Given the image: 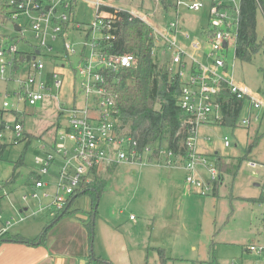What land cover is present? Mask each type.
<instances>
[{
	"label": "rangeland",
	"instance_id": "rangeland-1",
	"mask_svg": "<svg viewBox=\"0 0 264 264\" xmlns=\"http://www.w3.org/2000/svg\"><path fill=\"white\" fill-rule=\"evenodd\" d=\"M102 1L125 5L126 9L131 8L142 13L153 25L163 30L170 21L178 18L182 33L189 36L185 40L182 35H177L179 43L186 49L191 42L203 43L202 31L209 27L210 0H203V8L198 12L178 10V17L173 7L175 0H166L167 8H164L160 0ZM60 14L61 11L58 10L57 16ZM95 16L94 9L78 1L73 8V20L80 26V30L69 26L64 30L63 37L54 40L50 33L47 34L45 45L52 49V54H46L45 49L41 48L42 54L35 56V61L43 64L41 71L30 69L33 62L31 60L16 64L15 70L8 68L5 75L0 77V111H4V121L12 123L16 121L15 113L22 114V134L14 144L13 137L6 133L5 142L9 146L0 159V230L6 227L10 232L19 231L18 233H25V237L32 239L53 219L46 218L43 213L23 222L19 221L23 216V208L32 210L36 207L33 201L23 202L22 196L28 191V174L36 167L35 159L43 157L42 147L44 151H49L47 143L53 138L56 127L67 126L66 114H60L59 103L66 108L71 107L73 91L76 94L79 92V78L75 79L76 83L72 80L78 58L76 55L69 57V60L64 57L63 41L75 46L78 54L83 44H89L91 40L90 37L86 41L84 31L95 20ZM1 18L0 36L8 39L16 36L24 38L17 44L19 52L31 53L34 48L39 47V41L34 38L29 25H25L22 18L16 21L23 27L18 34L13 30V21L3 23ZM256 35L257 41H261L264 36V17L259 10L256 13ZM88 54L89 47H86V55ZM156 58L159 63L171 62L169 56L161 57L158 50ZM225 60L229 76L245 90L260 95L264 100L263 50L251 62L245 63L235 59L234 50L231 49ZM183 61L185 64L180 72L182 81L186 82L193 64L186 58ZM172 69L175 72L179 70L177 66ZM52 72H59L63 78L59 100L46 98L34 106L24 105L18 97L20 82L26 80L29 74L34 75L36 81H42ZM82 100L78 97L75 105L83 107ZM4 103L9 107L4 109ZM261 112L252 109L250 100L245 99L236 127L215 123L197 126L194 134L195 153L207 160L205 163L196 164L192 175L194 180L202 184L208 182L214 155L241 158L246 155L248 145L256 140L237 175L233 179L227 175L222 177L217 196H212L211 191L204 193L193 185H186L184 181L188 172L181 165L175 166L176 158L167 155L164 143L159 148L158 157L144 155L142 164L116 169L106 181L94 219L95 255L111 264H161L160 257L154 250L160 248L164 252L163 264H264V255L258 256L244 251V245L264 244V228L258 227L259 218L264 214V203L245 201L258 198L264 188V121L254 120V117L261 116ZM246 119L249 124L244 125L242 121ZM24 134L33 137L28 145ZM22 156L24 164L15 168ZM167 158L172 160L171 166L162 168L156 165L157 160L165 164ZM179 170L182 171L184 180L176 182L179 190L170 188L166 172ZM13 173V182L6 183ZM104 179L106 180L105 177ZM161 180L168 185L160 184ZM88 206V197L78 199L73 207H80L82 211L65 218L51 230V234L57 235L56 250H62L61 243L66 239L69 254L84 256L74 259L73 263L69 259V264H96L87 258L83 222L87 217ZM130 216L134 219L130 220ZM8 256L5 262L4 256L0 255V264H9ZM13 263L22 262L15 257Z\"/></svg>",
	"mask_w": 264,
	"mask_h": 264
},
{
	"label": "built area",
	"instance_id": "built-area-1",
	"mask_svg": "<svg viewBox=\"0 0 264 264\" xmlns=\"http://www.w3.org/2000/svg\"><path fill=\"white\" fill-rule=\"evenodd\" d=\"M84 2L96 11L95 20L84 31L86 41L91 37L89 44H83L78 54L75 46L63 41L64 57L76 55L78 65L73 73L72 80L79 78V92L73 91L72 106L66 108L59 103L60 114H66L67 126L56 128L54 136L47 143L48 150L44 151L43 157L36 158L34 170L30 172V185L28 191L22 196L23 202L33 201L36 207L32 210L26 209V216L20 220L34 217L40 213H48L53 218L69 206L73 196L85 190L84 187L90 182V176L100 174L103 169L120 164L134 166L142 164L144 155L151 154V148L146 146L143 153L137 150V141L129 134L122 132L119 126L117 111L113 102L108 98L105 89L107 76L105 73H117L123 68H129L136 63L133 54L115 55L106 52L107 41L110 40V31L113 29V21L122 12L128 13L130 17L140 19L153 30L154 47L151 56L156 58V50L161 57L169 56L170 63H166L173 75L180 78L179 106L185 114V123L190 124L191 135L186 140L188 151L187 160L180 164L179 156L175 157V166H183L188 172L185 183L192 185L204 193L212 190V184L220 180L219 173L213 164L209 170V179L206 184L194 180L192 172L198 163H205L207 160L195 153L196 128L199 124H218L222 120V110L219 103V95L222 91V84H225L229 92L238 100L244 102L250 100L252 109L261 110L260 117H254L255 121H264V100L260 95L245 90L236 83L227 73V62L225 58L230 50H234L237 44L238 26L240 21V0H210L208 12L209 27L202 31L203 43L191 42L189 48H184L178 41V34L185 40L189 39L188 34L182 33L181 24L177 19L170 21L163 29L153 25L146 15L133 10H126L113 2L102 0H7L12 7L10 20L13 26H22L16 21L24 20L29 25L34 38L39 41V47L33 49L28 56L29 62L34 56V51L45 49L46 54H52V49L45 45V37L48 33L54 40L63 37L64 30L74 26L80 30V26L73 20V8L76 3ZM173 7L176 16L178 10L198 12L203 8V0H175ZM47 8V9H46ZM106 8L112 9L107 11ZM58 10L61 14L57 16ZM260 10V9H259ZM263 15V14H262ZM122 16V15H121ZM264 17V15H263ZM20 40H24L21 38ZM20 42V41H19ZM11 38L0 36V77L5 75L8 68L13 70L16 65L15 59L18 54L17 44ZM86 47H89V54L86 55ZM27 57V58H28ZM188 59L191 67L189 78L182 81L180 68ZM157 59V58H156ZM210 59V60H209ZM210 61V62H208ZM165 64V63H160ZM177 66L175 72L172 67ZM61 67L64 68V65ZM36 72L43 69L40 61L33 60L31 68ZM31 72V71H30ZM50 79L36 81L34 75L29 74L26 80L20 82L18 97L24 105L34 106L46 98L59 100L63 78L59 72H52ZM48 75V74H47ZM46 75V77H47ZM78 97L83 100V107H77L75 101ZM7 103L3 108H8ZM244 125L249 120H243ZM6 133L13 137V143H17L22 134L20 123L13 121L6 122L4 129L0 132V139H6ZM227 145V142H225ZM172 160L167 158L165 164L160 160L157 165L171 166ZM254 166V164H250ZM56 170V173L53 171ZM133 220V217L130 218ZM8 225V223H7ZM264 235V233H263ZM246 251L255 253L258 256L264 255V244H251Z\"/></svg>",
	"mask_w": 264,
	"mask_h": 264
},
{
	"label": "trees",
	"instance_id": "trees-1",
	"mask_svg": "<svg viewBox=\"0 0 264 264\" xmlns=\"http://www.w3.org/2000/svg\"><path fill=\"white\" fill-rule=\"evenodd\" d=\"M160 1L164 8H167V1ZM106 10L112 11L110 8H106ZM258 10L264 15V0H240V21L235 59L241 62H251L252 58L261 49L264 54V36L261 41H257L256 35V13ZM11 13L12 7L7 2L0 0V17H2L3 23L10 21ZM119 16L121 18L118 17L113 21L110 40L106 43L108 44L106 52L115 55L133 54L136 63L129 68L121 69L117 73H105V76H107L105 89L108 98L114 104V109L118 112V128L137 141L139 153H143L144 148L149 146L152 149L150 156L158 157L159 148L164 143L167 152L173 156H179L180 164H182L187 160L186 140L191 135V126L185 123L186 116L179 106L180 78L178 75H173L166 64H160L156 58L151 56L154 47L152 28L140 19L130 17L128 13L122 12ZM11 39L19 42L21 38L16 36ZM29 55L30 53L18 52L15 63L18 65L29 62L27 61ZM15 69H17L16 65L13 70ZM46 78L50 79V74ZM218 101L222 110V120L218 124L231 128L236 127L243 101L236 99L225 84H222ZM3 113L4 111H0V132L4 129L6 123ZM15 116V122L20 123L22 126V114L15 113ZM23 137L24 140L26 139L27 145L33 139L32 135L29 134H24ZM5 141L6 139H0V159L9 146ZM255 143L256 140L248 145L247 153ZM246 155L241 158H223L214 155L212 162L221 179L224 175L233 179L245 161ZM23 164L24 159L22 156L15 168ZM109 168L111 167H107V169ZM30 176L28 174L27 186L30 185ZM14 177L15 173L6 183H12ZM221 179L213 182L212 196H217V188ZM105 186L106 180L100 174L93 173L90 176L89 184L84 186L86 187L85 190L73 196L69 206L58 213L36 238H23L19 235L3 232L0 235V244L5 242L21 243L27 246L45 244L50 235H55L51 234V230L55 225L82 211L80 207H73L74 203L80 198L88 197L87 217L83 222L86 233L85 240L87 241V258L96 262V264H111L109 261L96 256L93 251L95 240L94 219L97 216L99 199L104 193ZM245 201L255 204L264 203V188L258 198L246 199ZM260 220L261 226L264 228V215ZM63 244L64 242L61 243V246ZM156 251L161 264H163L165 262L163 249L159 248Z\"/></svg>",
	"mask_w": 264,
	"mask_h": 264
},
{
	"label": "crops",
	"instance_id": "crops-1",
	"mask_svg": "<svg viewBox=\"0 0 264 264\" xmlns=\"http://www.w3.org/2000/svg\"><path fill=\"white\" fill-rule=\"evenodd\" d=\"M118 6H120L122 8H125V9L127 7L125 5H123V6L118 5ZM126 10H133V9H131V8L128 9L127 8ZM133 11H135V10H133ZM121 166H123V167H129L130 168V167H135L136 165L129 166V165H122V164H120V165L113 166V167H111L109 169L106 168V169H103L100 172V176L103 177V178L105 177L106 178V181H107L108 177L111 174L115 173L116 169H119ZM157 166L162 167V168L168 167V166H163V165H157ZM151 168H155V167H151ZM123 169H125V168H123ZM181 172L182 171H180V170L179 171H173V172H166L167 173V176H168V179L167 180H168L169 185L164 180L163 181L161 180L160 181V184H163V186L164 185H168L170 188H176L177 190H179V188L177 187L178 184H176V182L178 180H180V179L181 180H184L183 179V174ZM159 176H161V175H159ZM184 182L181 181V184L183 186H186L187 184L185 183L186 184L185 185ZM26 209L23 208L22 211H21V214H23V216H26ZM40 214H43V213H40ZM40 214H38V215H40ZM38 215H36V216H38ZM44 216L46 218L48 217V219L49 218H51V219L53 218L48 213H44ZM131 217H133V216H130V218ZM261 218H259L258 227L261 226V223H260L261 222V220H260ZM26 219H28V218H26ZM26 219H24V220H26ZM24 220H22V222ZM19 221H21V220L19 219ZM2 227H3V225H2ZM3 232H8V233L13 234V235H19V236H21L23 238H29V237H25L26 236L25 233H18L19 231H12V232H10V231H8L6 229V227L3 230H0V235ZM37 236H35L33 238H36ZM55 239H57V235H50L48 237V239H47V242L45 244H43V245H40V246H38V245H36V246H27V245L21 244V243L5 242V243L0 244V249H1L0 255H3L4 256V261L5 262H6V256L9 255L7 257V260L9 262V264H14L13 262H14V258L15 257H18V258L21 259V262H22L21 264H69V259H72V260H70V262L72 261V263H73L74 262V259L83 258L84 257L83 255H80V256L75 255L74 256L72 254H69L68 253V241L66 239H64V241H63L64 244L61 247L62 250L61 249H60V251L56 250V245L57 244H55ZM259 239H260V237H259ZM53 246H54V248H53ZM245 247L246 246L244 245V251L247 252V253H249L248 251L245 250ZM154 250H156V249H154ZM17 264H20V263H17Z\"/></svg>",
	"mask_w": 264,
	"mask_h": 264
},
{
	"label": "water",
	"instance_id": "water-1",
	"mask_svg": "<svg viewBox=\"0 0 264 264\" xmlns=\"http://www.w3.org/2000/svg\"><path fill=\"white\" fill-rule=\"evenodd\" d=\"M46 9H47V8H46ZM13 28H14L15 31H19V26L14 25ZM37 55H39V50H35V51H34V56L32 57V60H34V59H35V56H37ZM29 60H30V58L28 57V58H27V61H29Z\"/></svg>",
	"mask_w": 264,
	"mask_h": 264
}]
</instances>
